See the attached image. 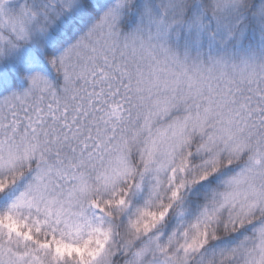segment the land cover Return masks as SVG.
Instances as JSON below:
<instances>
[{
    "label": "snow or ice",
    "instance_id": "6c2138e0",
    "mask_svg": "<svg viewBox=\"0 0 264 264\" xmlns=\"http://www.w3.org/2000/svg\"><path fill=\"white\" fill-rule=\"evenodd\" d=\"M0 264H264V0H0Z\"/></svg>",
    "mask_w": 264,
    "mask_h": 264
}]
</instances>
